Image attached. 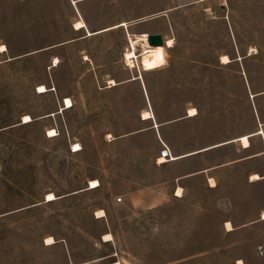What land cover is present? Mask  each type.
<instances>
[{"label": "rangeland", "instance_id": "374dc122", "mask_svg": "<svg viewBox=\"0 0 264 264\" xmlns=\"http://www.w3.org/2000/svg\"><path fill=\"white\" fill-rule=\"evenodd\" d=\"M0 44V264H264V0H0Z\"/></svg>", "mask_w": 264, "mask_h": 264}, {"label": "bare ground", "instance_id": "6f19581e", "mask_svg": "<svg viewBox=\"0 0 264 264\" xmlns=\"http://www.w3.org/2000/svg\"><path fill=\"white\" fill-rule=\"evenodd\" d=\"M73 1H75V0H73ZM119 25H126V22L121 21L120 23L118 22L117 24L112 25V26L107 27V28H111V27H115V26H119ZM74 26L76 28H81V27L87 28V25L82 18L77 19L74 23ZM107 28H104L101 30H105ZM101 30H99V31H101ZM87 31L89 34L92 33L88 29H87ZM146 35H147V33L129 35L128 37H129L130 48L125 53V56H126L128 62H134L135 58L138 61V56H140V60H141V63L143 65V68L144 69H153V68L159 67V66L166 63L165 48H166V46H171L173 40H172V38L166 39L165 45L164 44L163 45H149ZM169 42H171V43H169ZM138 44L142 46L141 53H139V54H137V52H136V46ZM5 48L6 47L4 44H0V50H4ZM222 60L227 61V60H229V58L227 55H222ZM56 63H57V59L54 62V65H56ZM109 82L111 84H115L114 79H110ZM39 88H40L39 89L40 92L47 90V87L44 84H40ZM64 103H65V107L71 106L72 105L71 98L69 96H66L64 99ZM194 113H196V108L190 107L189 108V114L192 115ZM153 116L154 115L152 114V112L149 111L148 109L142 111V117L143 118H148V117L151 118ZM25 117H28V119H25ZM30 120H32V117L29 114H25L23 116V122H28ZM155 125H157V123H155ZM256 132L261 133L262 129H259ZM48 134H50V136L56 135L57 134L56 129L55 128L48 129ZM249 135L250 134H243V135L238 137V139L242 141L244 146L249 145ZM74 145H75L74 149H76V150L81 148V145L78 142H76ZM180 156L181 155L176 156V155L170 154V156L168 155V157H166V155L162 154L161 156H159L158 162H164L167 160L176 159ZM254 176L259 177V175L256 173L254 174ZM99 184L100 183H99L98 179H96V178L91 179L89 188H94V187L98 186ZM54 198H56L55 193H53V192L47 193V199L48 200H51ZM263 218H264V212H263ZM227 223L229 225V229H231L232 226L230 225V222L227 221ZM49 238H51V237H49ZM241 264H243V262H241Z\"/></svg>", "mask_w": 264, "mask_h": 264}, {"label": "water", "instance_id": "95a60500", "mask_svg": "<svg viewBox=\"0 0 264 264\" xmlns=\"http://www.w3.org/2000/svg\"><path fill=\"white\" fill-rule=\"evenodd\" d=\"M147 41H148L149 45H163L164 44L163 35L160 32L148 33ZM155 126H157V125H155ZM161 152L163 155H166V156L167 155L170 156V154H171L168 147L163 148ZM176 156H179V155H176Z\"/></svg>", "mask_w": 264, "mask_h": 264}, {"label": "crops", "instance_id": "0c3cea01", "mask_svg": "<svg viewBox=\"0 0 264 264\" xmlns=\"http://www.w3.org/2000/svg\"><path fill=\"white\" fill-rule=\"evenodd\" d=\"M77 1H79V0H75V1H73V0H71V2L73 3V4H75ZM86 23V22H85ZM87 25V24H86ZM112 26V25H111ZM121 26V25H120ZM107 27H110V26H107ZM107 27H102V28H99V29H96V30H92L91 32V34H94V33H98V32H101V31H104V30H101V29H104V28H107ZM112 28H114V27H112ZM112 28H107V29H105V30H108V29H112ZM75 29H78V28H75ZM88 29V28H87ZM99 30H101V31H99ZM87 33H88V31H87ZM189 154H191V153H187V154H180V155H183V156H181V157H184V156H187V155H189ZM178 158H180V157H178ZM178 158H176V159H178ZM175 160V159H174ZM232 230H234V229H232ZM239 260H242V259H240V258H237L236 259V264L238 263V261Z\"/></svg>", "mask_w": 264, "mask_h": 264}, {"label": "built area", "instance_id": "2783aa9c", "mask_svg": "<svg viewBox=\"0 0 264 264\" xmlns=\"http://www.w3.org/2000/svg\"><path fill=\"white\" fill-rule=\"evenodd\" d=\"M146 37H148V34L146 35ZM163 39H164V42H165V38H164V37H163ZM47 136H50V134H48V130H47ZM72 150H73V151H76V149H74V146H72ZM118 199H121V198L118 197ZM258 249H260V252L262 251V250H261V249H262L261 246H259Z\"/></svg>", "mask_w": 264, "mask_h": 264}, {"label": "trees", "instance_id": "16d2710c", "mask_svg": "<svg viewBox=\"0 0 264 264\" xmlns=\"http://www.w3.org/2000/svg\"><path fill=\"white\" fill-rule=\"evenodd\" d=\"M199 109V111L198 112H200V108H198ZM154 113L156 114V111L154 110Z\"/></svg>", "mask_w": 264, "mask_h": 264}, {"label": "snow or ice", "instance_id": "6c2138e0", "mask_svg": "<svg viewBox=\"0 0 264 264\" xmlns=\"http://www.w3.org/2000/svg\"><path fill=\"white\" fill-rule=\"evenodd\" d=\"M169 43H171V42H169ZM194 111V110H193ZM25 119H28V117H25ZM78 147V146H77Z\"/></svg>", "mask_w": 264, "mask_h": 264}]
</instances>
